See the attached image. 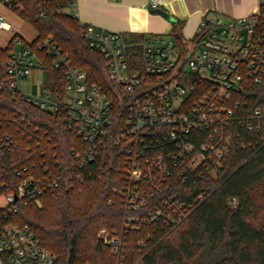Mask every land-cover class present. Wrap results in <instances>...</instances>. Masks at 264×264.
Masks as SVG:
<instances>
[{
    "label": "built area",
    "instance_id": "obj_1",
    "mask_svg": "<svg viewBox=\"0 0 264 264\" xmlns=\"http://www.w3.org/2000/svg\"><path fill=\"white\" fill-rule=\"evenodd\" d=\"M150 1L154 10L163 6V0ZM0 6L16 14L24 9L20 0H0ZM40 13L45 17L48 11ZM0 30H12L3 15ZM79 36L107 61L111 90L90 82L51 36L33 44L15 33L5 68L0 64V91L60 114L67 129L85 143L75 177L60 169L35 174L32 162L15 169L19 179L14 181L6 170L15 163L6 153L19 144L12 134H0V264L58 263L59 256L42 245L30 226L13 218L22 207L41 208L46 193L96 176L95 164L108 147L126 153L127 183L115 191L130 213L121 231L102 228L97 237L117 264H126L129 233L144 225L153 226L155 233L171 231L205 198L189 201L187 194L174 192L170 184L175 175L191 187L206 180L223 166L240 130L256 133L255 145H264V105L249 109L244 99L248 85L264 79V0L248 16L206 13L184 48L171 34L130 38L85 23ZM48 58L64 75V93L45 85ZM38 70L40 80L35 79ZM23 81L31 84V92L21 89ZM152 236L145 232L138 245L144 248ZM135 264H144L143 258Z\"/></svg>",
    "mask_w": 264,
    "mask_h": 264
},
{
    "label": "trees",
    "instance_id": "obj_2",
    "mask_svg": "<svg viewBox=\"0 0 264 264\" xmlns=\"http://www.w3.org/2000/svg\"><path fill=\"white\" fill-rule=\"evenodd\" d=\"M75 1L20 0L24 9L18 15L37 31L33 44L52 36L90 82L111 90L107 61L80 38L81 22L67 12ZM42 8L48 11L45 17ZM171 35L181 47L188 44L180 22L174 23ZM10 46L0 47L3 68ZM46 65V87L64 93L63 73L52 59ZM247 90L244 99L249 109L264 105V79L261 84L248 85ZM0 114V134H12L19 144L6 153V159L15 163L6 170L14 181L19 179L15 169L32 166V162L37 168L30 169L38 175L46 169H60L73 177L79 173L75 166L85 143L67 129L60 114L21 103L7 90L0 91ZM256 140V133L240 130L223 166L194 187L175 175L170 184L174 192L187 194L189 201L204 194L205 198L171 231L155 233L153 226L144 225L139 232L129 233L125 263L135 264L143 258L144 264H264V145H255ZM95 165L96 176L74 179L71 187L63 185L46 193L44 209L25 206L13 218L28 224L42 245L59 256L57 264H117L111 250L100 245L97 234L102 228L121 231L130 213L115 191L127 183L126 153L108 147ZM145 232H153V236L141 248L138 241Z\"/></svg>",
    "mask_w": 264,
    "mask_h": 264
},
{
    "label": "crops",
    "instance_id": "obj_3",
    "mask_svg": "<svg viewBox=\"0 0 264 264\" xmlns=\"http://www.w3.org/2000/svg\"><path fill=\"white\" fill-rule=\"evenodd\" d=\"M69 9L81 23L128 36L171 34L174 23L180 22L183 36L190 39L206 13L216 11L227 18L248 16L258 11L259 0H163L161 9L176 22L154 10L150 0H76Z\"/></svg>",
    "mask_w": 264,
    "mask_h": 264
},
{
    "label": "rangeland",
    "instance_id": "obj_4",
    "mask_svg": "<svg viewBox=\"0 0 264 264\" xmlns=\"http://www.w3.org/2000/svg\"><path fill=\"white\" fill-rule=\"evenodd\" d=\"M71 9H67V12L70 13ZM0 15H3L4 20L7 21L12 25V30H0V47H6L11 40L12 36L15 33H18L20 36H22L27 42H32L36 39L38 36L37 31L35 28H33L30 23L22 20L18 14L15 12H12L11 10L0 6ZM227 18V17H225ZM52 37V36H51ZM42 74L38 70L35 73V79L40 80ZM21 89L25 92H31L32 87L30 83H27L26 81L22 82ZM3 203L2 199H0V205ZM45 204L43 202V206L40 208L41 210L44 209Z\"/></svg>",
    "mask_w": 264,
    "mask_h": 264
},
{
    "label": "water",
    "instance_id": "obj_5",
    "mask_svg": "<svg viewBox=\"0 0 264 264\" xmlns=\"http://www.w3.org/2000/svg\"><path fill=\"white\" fill-rule=\"evenodd\" d=\"M159 12L164 16L166 17L169 21L171 22H176L177 19L175 17H173L171 14H169L167 11L165 10H162V9H159ZM182 66V64L180 65Z\"/></svg>",
    "mask_w": 264,
    "mask_h": 264
}]
</instances>
